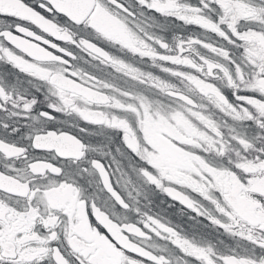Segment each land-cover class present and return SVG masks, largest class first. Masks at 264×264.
<instances>
[{"label": "snow or ice", "instance_id": "6c2138e0", "mask_svg": "<svg viewBox=\"0 0 264 264\" xmlns=\"http://www.w3.org/2000/svg\"><path fill=\"white\" fill-rule=\"evenodd\" d=\"M0 264H264V0H0Z\"/></svg>", "mask_w": 264, "mask_h": 264}]
</instances>
